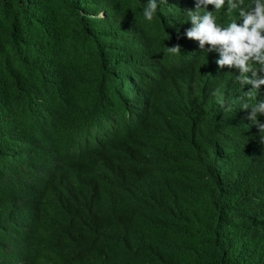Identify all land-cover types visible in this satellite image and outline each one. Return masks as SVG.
Here are the masks:
<instances>
[{"label": "trees", "instance_id": "obj_1", "mask_svg": "<svg viewBox=\"0 0 264 264\" xmlns=\"http://www.w3.org/2000/svg\"><path fill=\"white\" fill-rule=\"evenodd\" d=\"M195 2L145 21V0H0V264H264L260 133L232 123L251 86L214 51L180 48L179 77L165 62ZM54 155L63 170L97 160L93 194L28 225L68 184L44 164ZM130 190L142 211L155 200L146 221L110 222Z\"/></svg>", "mask_w": 264, "mask_h": 264}, {"label": "clouds", "instance_id": "obj_2", "mask_svg": "<svg viewBox=\"0 0 264 264\" xmlns=\"http://www.w3.org/2000/svg\"><path fill=\"white\" fill-rule=\"evenodd\" d=\"M162 3H166V0H145L142 9L144 20L153 21L158 6ZM192 5L193 8L188 9L185 14L187 23L183 27L186 32L179 39V42L184 41L185 44L181 47H168L173 55L171 54L169 60L165 59L167 69L179 77L180 71L188 67L185 63L186 57H182L179 51L185 46H188L190 53L195 51H204L206 54L213 51L219 53V58L215 61L218 67L220 69L224 66L235 67L239 72V76L235 79L240 83L241 88L244 85L251 86L249 91L242 92L238 98L241 110L234 112L232 123L241 130L245 139L259 140V131L261 142L259 148L262 149L264 148V135H261L264 133V97L256 98L253 94H257L261 88L263 90L261 94L264 96V87H261L264 85V75H261L264 73V0H197ZM159 10L163 11V9ZM233 14L236 18H232ZM225 15L228 20L223 21ZM252 130L255 133L248 134ZM62 158L64 157L54 155L44 164L54 172L67 171L63 182L68 184L55 190L46 204L43 203L36 208L30 205L24 218L26 224L29 225L35 217H52L56 209L62 205L67 207L78 205L91 198L94 187L90 177L101 171V164L96 160L88 167H72L67 159L69 165H65L63 170L59 165ZM128 192L132 193L131 199L125 197L127 193L123 194L122 198L116 195L110 199L113 210L108 219L110 222H117L134 216L138 226L146 221V216L155 205V200L153 197L149 199L144 204L147 205V209L142 211L139 196H135L137 193L131 190ZM142 215L144 218H141ZM116 227L114 229L113 226L112 231L125 242L121 250H126L130 245L137 247L133 239L134 229L128 230L125 227L116 229ZM121 250L115 249L114 252L117 255Z\"/></svg>", "mask_w": 264, "mask_h": 264}, {"label": "bare ground", "instance_id": "obj_3", "mask_svg": "<svg viewBox=\"0 0 264 264\" xmlns=\"http://www.w3.org/2000/svg\"><path fill=\"white\" fill-rule=\"evenodd\" d=\"M193 61H188L187 62V64H191ZM154 67H156V65H154ZM175 68H178V67H175ZM255 151H257L258 153H263L264 154V148H262V149H258V150H255ZM149 200V199H148ZM21 228H23V226L21 225L20 226ZM245 227H247V226H245Z\"/></svg>", "mask_w": 264, "mask_h": 264}]
</instances>
